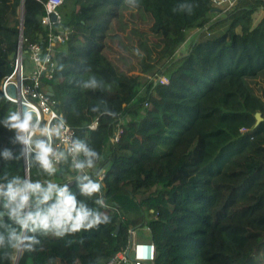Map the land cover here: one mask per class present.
<instances>
[{"label": "trees", "instance_id": "trees-1", "mask_svg": "<svg viewBox=\"0 0 264 264\" xmlns=\"http://www.w3.org/2000/svg\"><path fill=\"white\" fill-rule=\"evenodd\" d=\"M48 1L0 0V85L20 34L23 45L45 46L49 33L69 31L43 82L74 143L100 157L87 170L102 174L101 192L77 198L109 221L64 237L37 234L46 244L41 264H105L131 244L130 230L143 228L148 234L136 240L154 243L153 264H256L264 252V0L228 8L212 0H61L59 20L45 25ZM93 77L99 86L85 87ZM15 110L0 89V183L25 180L23 143L7 123ZM63 153L53 176L27 153L28 179L77 191L72 159L89 157ZM17 251L0 249V264H15ZM36 254L20 250L16 264H38Z\"/></svg>", "mask_w": 264, "mask_h": 264}, {"label": "clouds", "instance_id": "clouds-1", "mask_svg": "<svg viewBox=\"0 0 264 264\" xmlns=\"http://www.w3.org/2000/svg\"><path fill=\"white\" fill-rule=\"evenodd\" d=\"M132 2V0H126ZM189 14H192V5L188 6ZM167 83V81H162ZM85 87H98L97 80L93 77L89 79ZM34 108L26 110L23 117L19 113H13L8 117V126L17 130V139L28 147L27 153L35 151V161L48 176H53L58 169L55 163L61 158L66 159L63 152H57L52 144V136L60 135V127H49L39 124V113L37 122H33ZM37 134L46 136L47 139H39ZM34 137H36L34 139ZM34 146V147H33ZM72 153H83L89 157L86 162L73 161L70 165L77 173L76 189L73 191L68 184H61L52 180L33 181L30 178L22 180L19 176L12 178L5 177V181L0 183V249H16L27 252L36 250V246L41 243L37 234L47 236L53 234L57 237H64L99 227L109 221V217L96 208L89 207L85 200L78 199V194L91 198L101 192V183L98 179H93L88 172L80 175L84 169H94L93 158L99 159L98 153L90 150L81 141H76L72 148ZM10 153L4 152L8 157ZM97 205L104 206V201L100 198L95 200ZM8 220L17 227H12L4 220ZM19 229V230H18ZM28 233H31L29 235ZM7 258L9 253L3 252Z\"/></svg>", "mask_w": 264, "mask_h": 264}, {"label": "built area", "instance_id": "built-area-1", "mask_svg": "<svg viewBox=\"0 0 264 264\" xmlns=\"http://www.w3.org/2000/svg\"><path fill=\"white\" fill-rule=\"evenodd\" d=\"M47 3L46 14L41 17V23L45 25L50 23L51 13L56 14L54 21L59 20V15L56 11L58 3H53L50 6L49 1ZM232 4L233 0H212L214 7L223 5L225 8H228ZM68 35L69 31L67 30L51 32L49 33L45 46H42L37 41L23 45L21 40L20 45H17L15 55L12 59V71L4 77L0 85L3 95L9 102L16 105L15 113H19L21 118L26 110L34 108L36 110L33 112L34 123L37 122V113H39V124L41 127L44 125H48L49 127L62 125L59 129L60 135L56 136L53 134L52 136V144L57 152H70L69 149L74 144L73 130L64 121L57 101L48 94V88L44 85L43 79L51 78L55 67L54 45H63L68 39ZM25 57L27 65H30L28 67L30 68L29 71L25 69ZM157 79L160 82L167 81L164 76H158ZM95 126L96 121H93L89 125V128L94 129ZM242 130L244 131V129ZM120 132L121 128L118 126L111 137V141H117ZM44 138L47 139L46 136ZM27 147L23 143L24 150ZM32 152L35 153V151ZM73 161L74 158L72 159V164ZM25 169H28V157L25 161ZM72 170L76 172L74 169ZM85 172L89 173L87 169H84L79 174L83 175ZM101 179L102 174H99L98 180L100 181ZM130 232L132 237H134V230H130ZM154 258L155 245L153 242L137 241L133 238L127 249L113 255L105 264H153Z\"/></svg>", "mask_w": 264, "mask_h": 264}, {"label": "rangeland", "instance_id": "rangeland-1", "mask_svg": "<svg viewBox=\"0 0 264 264\" xmlns=\"http://www.w3.org/2000/svg\"><path fill=\"white\" fill-rule=\"evenodd\" d=\"M48 4V3H47ZM46 4V5H47ZM260 14H261V12L260 11H256L254 14H253V22H256V20H258V17L260 16ZM64 45H60V44H55L54 45V48H53V52L54 53H56V52H59V51H61V50H63L64 49ZM185 49L184 48H181V51H184ZM28 67H30V65H27V63H26V57H25V69L26 70H30V68H28ZM254 89H255V91L257 92V94L259 93V89L257 88V87H254ZM4 220L6 221V222H8L9 223V220H8V218H7V216H5L4 217ZM139 229V228H138ZM2 230V229H1ZM140 232L143 234V233H147L148 234V231H146L144 228H143V230L142 229H139L138 230V233H136L137 234V236H136V239H138V236H139V234H140ZM41 241V240H40ZM39 246H40V244L39 245H37L36 246V252H37V254H36V262H39V263H41L42 261H43V256H42V253L40 252V250H39ZM40 252V253H39ZM263 259V260H262ZM256 264H264V252H261L260 253V257L258 258V260H257V263Z\"/></svg>", "mask_w": 264, "mask_h": 264}, {"label": "water", "instance_id": "water-1", "mask_svg": "<svg viewBox=\"0 0 264 264\" xmlns=\"http://www.w3.org/2000/svg\"><path fill=\"white\" fill-rule=\"evenodd\" d=\"M55 13H51V15H50V19L52 20V21H54L55 20ZM22 21V20H21ZM20 29H21V24H20ZM22 37H21V34H20V36H19V42H18V45H20V43H21V39ZM48 94L49 95H52V91H51V87H48ZM255 118H256V122H255V124H257V123H259V121L261 120V116H260V113H255ZM26 159H27V152H26V150H24V163H25V161H26ZM25 180L26 179H28V169H25ZM19 253H20V250H18L17 251V255H16V259H15V264H16V262H17V260H18V257H19ZM128 255V254H127Z\"/></svg>", "mask_w": 264, "mask_h": 264}, {"label": "crops", "instance_id": "crops-1", "mask_svg": "<svg viewBox=\"0 0 264 264\" xmlns=\"http://www.w3.org/2000/svg\"><path fill=\"white\" fill-rule=\"evenodd\" d=\"M49 1H51V0H49ZM61 0H54V3H59ZM136 232L137 231H135L134 230V237H132V239L134 238L135 240H136V236H137V234H136ZM138 239H139V236H138ZM39 250L41 251V253H42V256H45V254H46V244H45V241H42L41 243H40V246H39ZM43 262V261H42ZM41 262V263H42ZM38 264H41V263H39V262H37Z\"/></svg>", "mask_w": 264, "mask_h": 264}, {"label": "bare ground", "instance_id": "bare-ground-1", "mask_svg": "<svg viewBox=\"0 0 264 264\" xmlns=\"http://www.w3.org/2000/svg\"><path fill=\"white\" fill-rule=\"evenodd\" d=\"M54 3V0L49 1V6Z\"/></svg>", "mask_w": 264, "mask_h": 264}]
</instances>
